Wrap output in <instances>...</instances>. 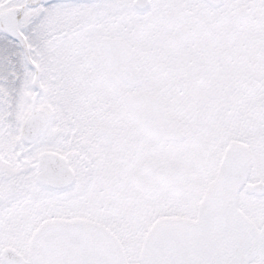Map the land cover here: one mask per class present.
Instances as JSON below:
<instances>
[{
    "label": "snow or ice",
    "instance_id": "obj_1",
    "mask_svg": "<svg viewBox=\"0 0 264 264\" xmlns=\"http://www.w3.org/2000/svg\"><path fill=\"white\" fill-rule=\"evenodd\" d=\"M0 264H264V0H0Z\"/></svg>",
    "mask_w": 264,
    "mask_h": 264
}]
</instances>
